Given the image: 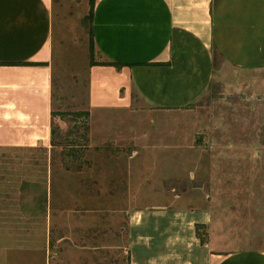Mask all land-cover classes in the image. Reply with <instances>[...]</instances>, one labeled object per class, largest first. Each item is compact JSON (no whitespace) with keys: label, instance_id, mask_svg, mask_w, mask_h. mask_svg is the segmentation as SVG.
I'll return each mask as SVG.
<instances>
[{"label":"rangeland","instance_id":"obj_1","mask_svg":"<svg viewBox=\"0 0 264 264\" xmlns=\"http://www.w3.org/2000/svg\"><path fill=\"white\" fill-rule=\"evenodd\" d=\"M69 2L53 44L56 146L0 150V264H127L129 217L151 211H205L197 234L211 251H264V68L216 57L197 102L159 112L133 98L135 113L101 129L79 21L87 9ZM80 111L89 118L72 115ZM103 130L116 143L90 147Z\"/></svg>","mask_w":264,"mask_h":264},{"label":"crops","instance_id":"obj_2","mask_svg":"<svg viewBox=\"0 0 264 264\" xmlns=\"http://www.w3.org/2000/svg\"><path fill=\"white\" fill-rule=\"evenodd\" d=\"M68 3L0 0V150L51 147L54 34L63 22L61 5ZM81 3L84 24L89 5ZM86 28L94 61L119 65L88 67V93L103 108L101 129L108 117L135 113L133 98L159 112L197 102L213 79V47L232 68H264V0H95ZM103 132L90 147L117 138ZM208 218L205 211L132 214L127 264H264V251H211L199 243L193 225L206 226ZM138 242L140 255L133 246Z\"/></svg>","mask_w":264,"mask_h":264},{"label":"trees","instance_id":"obj_3","mask_svg":"<svg viewBox=\"0 0 264 264\" xmlns=\"http://www.w3.org/2000/svg\"><path fill=\"white\" fill-rule=\"evenodd\" d=\"M217 0H213V4L216 2ZM94 2L95 0H88V5H89V11H88V14L87 16L83 19V23L84 24H87L90 22L91 20V16H92V10H93V6H94ZM211 54H212V61H213V67H214V62H215V58L218 57V53H217V50L213 47L212 50H211ZM35 63H31V62H21L17 65H34ZM2 65V64H0ZM116 66V67H119L118 64H115V63H112V62H96L94 61V44H93V41L91 39V32L89 30V66ZM52 121H53V117L55 115V113L53 112L52 110ZM72 115L74 116H78V117H84L85 119H88L89 118V112H74L72 113ZM53 126V122L51 124ZM84 132H85V135H84V139L85 141L89 142V138L87 137V134H88V126L86 125L84 127ZM51 134H52V138H51V146H56V144L54 143L53 141V129L51 130ZM88 143L86 144V146H84L85 148L87 147ZM197 227L198 225L195 224L194 226V231H195V237L197 238V240L199 241V243L203 244L204 242L202 241V239L198 236L197 234Z\"/></svg>","mask_w":264,"mask_h":264}]
</instances>
